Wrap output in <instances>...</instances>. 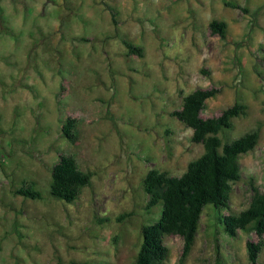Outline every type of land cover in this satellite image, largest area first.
Listing matches in <instances>:
<instances>
[{"label":"rangeland","instance_id":"rangeland-1","mask_svg":"<svg viewBox=\"0 0 264 264\" xmlns=\"http://www.w3.org/2000/svg\"><path fill=\"white\" fill-rule=\"evenodd\" d=\"M213 20L226 23L224 40ZM122 39L142 57L127 56ZM197 88L220 91L203 119L247 107L222 143L260 133L239 157L229 209H203L183 264H250L255 233L229 238L217 219L248 208L250 180L264 193V0H0V264H134L161 210L145 211L144 176L180 177L203 153L170 116ZM67 118L79 120L74 144L61 136ZM61 154L94 173L74 204L47 196ZM24 180L42 201L15 195ZM163 242L164 264H180L181 238Z\"/></svg>","mask_w":264,"mask_h":264},{"label":"trees","instance_id":"trees-1","mask_svg":"<svg viewBox=\"0 0 264 264\" xmlns=\"http://www.w3.org/2000/svg\"><path fill=\"white\" fill-rule=\"evenodd\" d=\"M234 8H238L234 6ZM211 35L221 40L226 38L227 25L213 20L208 25ZM127 56L142 57V49L126 39L121 40ZM219 89L197 88L182 97L181 107L170 116L191 131L190 142L200 144L203 153L187 164L180 177H170L166 172L149 170L143 178L142 189L147 196L145 211L160 207L158 220L142 228V242L134 258V264H164L169 250L163 239L177 236L183 241L180 264H183L191 251L199 228L203 209L210 205L215 210L229 209L232 185L240 181L239 157L254 150L259 139V127L246 132L239 138L222 143L220 134L232 130V121L245 116L247 107L241 103L223 110L217 117L203 119L201 112L208 100L219 93ZM79 120L67 118L61 127V136L68 143L77 139ZM94 173L81 171L74 156L61 154L50 175L47 196L50 200L65 204L76 203L84 188L89 187ZM251 198L247 209L239 214L218 216L223 233L229 238H237L240 232H254L258 242H246L247 258L250 264H257L264 248V193L252 183H248ZM15 195L32 201H42L43 194L36 183L24 180L15 190ZM132 213H124L117 219L123 222ZM97 223L107 222L106 218L95 219Z\"/></svg>","mask_w":264,"mask_h":264}]
</instances>
